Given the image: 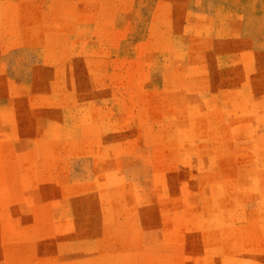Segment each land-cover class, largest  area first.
<instances>
[{
    "label": "rangeland",
    "instance_id": "obj_1",
    "mask_svg": "<svg viewBox=\"0 0 264 264\" xmlns=\"http://www.w3.org/2000/svg\"><path fill=\"white\" fill-rule=\"evenodd\" d=\"M0 264H264V0H0Z\"/></svg>",
    "mask_w": 264,
    "mask_h": 264
}]
</instances>
